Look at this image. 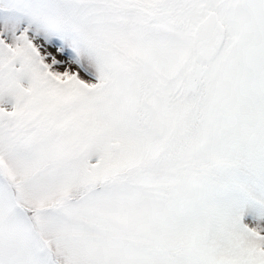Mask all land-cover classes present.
<instances>
[{
    "label": "snow or ice",
    "instance_id": "obj_1",
    "mask_svg": "<svg viewBox=\"0 0 264 264\" xmlns=\"http://www.w3.org/2000/svg\"><path fill=\"white\" fill-rule=\"evenodd\" d=\"M0 264H264V0H0Z\"/></svg>",
    "mask_w": 264,
    "mask_h": 264
}]
</instances>
